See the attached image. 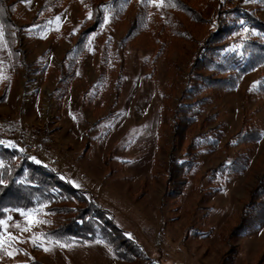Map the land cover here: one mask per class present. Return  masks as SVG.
Wrapping results in <instances>:
<instances>
[{"label": "rangeland", "instance_id": "rangeland-1", "mask_svg": "<svg viewBox=\"0 0 264 264\" xmlns=\"http://www.w3.org/2000/svg\"><path fill=\"white\" fill-rule=\"evenodd\" d=\"M7 2L14 3L25 66L14 69L0 28V62H6L13 73L9 93L0 100V141L21 140L27 153L60 172L72 187L91 192L118 228L116 247L121 253L118 256L102 241L54 243L45 233L64 219L46 209L36 214L10 211L2 222L0 264H264V227L229 235L264 172V91L259 86L264 81V62L243 75L236 88L205 106L201 120L215 114L218 120L203 129L198 125L192 134L206 135L219 123L223 140L213 153L199 146V167L182 195L175 197L167 186L165 163L173 151L181 154L173 150L177 140L171 124L192 84L188 65L195 44L173 40L152 67L145 59L156 52L147 49L149 44L132 43L105 69L101 59L106 41L111 37L118 42L127 30L121 26L125 23H113L94 35L88 55L65 84L68 69L62 67L63 56L74 45L71 33L84 17L82 0L56 3L44 14L48 25L40 31L23 26L45 0ZM147 2L162 14L161 0ZM189 2L199 6L197 1ZM219 2L228 10L238 3L240 10L264 21V0ZM213 4L217 7L218 1ZM135 13L133 3L127 16ZM205 20L197 24L184 19L194 39L208 34ZM120 67L124 82L118 92L114 83ZM208 94L206 89L197 92L195 100ZM246 118L259 125L262 139L233 149L223 147ZM5 122L18 125L6 131ZM236 152L249 158L247 169L228 175L220 191L210 190L204 177L207 170Z\"/></svg>", "mask_w": 264, "mask_h": 264}, {"label": "trees", "instance_id": "trees-1", "mask_svg": "<svg viewBox=\"0 0 264 264\" xmlns=\"http://www.w3.org/2000/svg\"><path fill=\"white\" fill-rule=\"evenodd\" d=\"M62 1L64 0H45L43 6L23 28L36 31L46 28L48 20L44 14ZM161 1L162 14L151 10L147 0H82L84 17L79 21L77 30L71 33L74 45L63 56L62 67L66 66L68 69L63 83H69L79 62L88 55L87 48L94 35L104 33L105 27H112L113 23H125L121 26H126L127 30L118 42L111 41V37L106 41V52L101 59L105 69L116 59H120L123 53L121 50L125 52L132 43L144 47L149 44L147 49L156 52L151 59H145L152 67L173 40L194 43L195 49L188 65L189 80L192 84L185 94L186 97H182L177 108V118L171 124V133L177 140L173 150H180L181 154L175 155L173 151L165 163L168 173L167 186L172 193L170 195L180 197L193 172L199 167V146L213 153L223 140L219 123L209 128L206 135L192 134L198 125L199 129H203L205 125L218 120L216 114L201 120L205 106L236 88L243 75L264 62V21L253 12L240 10L238 3H234L233 10H228L223 9L219 0H206L204 4L202 0H192L199 2L197 8L192 6L190 0ZM214 1H218L217 7L213 4ZM133 3L136 13L130 18L127 14ZM204 17L210 29L205 37L196 40L186 27L184 19L202 24ZM0 28L14 69H21L25 66V61L19 47V28L14 18V3L7 0H0ZM167 36L171 41L166 39ZM110 47L109 52L107 50ZM112 67L117 66L114 64ZM9 68L6 62H0V100L7 97L11 86L13 73ZM116 74L114 87L119 92L124 82L123 69L120 67ZM102 77L105 81L108 80L107 74ZM259 86L264 91V81ZM204 89L209 94L195 100V94ZM17 125L5 122V129L14 131ZM262 134L259 125L246 118L238 132L228 139L223 147L233 149L248 145L261 140ZM1 138L5 139L3 136ZM24 149L25 145L19 139L8 144L0 141V240L3 233L2 222L7 219L10 211L36 214L46 209L64 219L63 223L45 233L54 243L84 245L102 241L108 244L115 254L121 253L116 247L115 235L119 234L118 228L108 220L109 211L91 192L72 187L60 172L45 165L39 157L27 153ZM248 162L249 158L245 153L236 152L216 167L208 169L204 177L208 180L209 189L220 191L227 176L245 171ZM74 201L80 203L78 207L70 205ZM103 216L107 219L103 220ZM234 222L229 229L230 236L264 227V172ZM2 253L0 241V254Z\"/></svg>", "mask_w": 264, "mask_h": 264}, {"label": "snow or ice", "instance_id": "snow-or-ice-1", "mask_svg": "<svg viewBox=\"0 0 264 264\" xmlns=\"http://www.w3.org/2000/svg\"><path fill=\"white\" fill-rule=\"evenodd\" d=\"M106 22V21H105ZM31 222V221H30ZM48 249H45V251H47Z\"/></svg>", "mask_w": 264, "mask_h": 264}, {"label": "built area", "instance_id": "built-area-1", "mask_svg": "<svg viewBox=\"0 0 264 264\" xmlns=\"http://www.w3.org/2000/svg\"><path fill=\"white\" fill-rule=\"evenodd\" d=\"M31 149H32V150H34V148H33V147H32Z\"/></svg>", "mask_w": 264, "mask_h": 264}]
</instances>
